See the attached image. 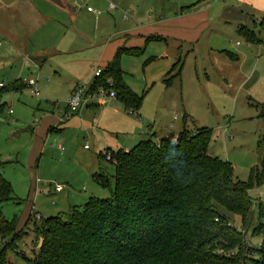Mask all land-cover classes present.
Returning <instances> with one entry per match:
<instances>
[{
  "label": "rangeland",
  "instance_id": "rangeland-1",
  "mask_svg": "<svg viewBox=\"0 0 264 264\" xmlns=\"http://www.w3.org/2000/svg\"><path fill=\"white\" fill-rule=\"evenodd\" d=\"M9 1L20 6L17 14L21 27L15 25L18 32L27 33L26 51L33 56L35 51H44L46 57L39 67L27 54L26 65L17 44L22 43L17 38L6 40L0 35V84L9 86L15 79L40 78L38 97L27 87L0 93V151L1 156L5 155L1 159L15 161L3 169L11 176L7 178L19 198L17 202L3 203L2 210L6 219L15 217L18 228L26 232L17 241L24 257H33L40 244L35 240L33 221L27 223L30 214L32 220L39 222L33 213L38 212L42 217L50 211L63 214L70 207L84 203L83 198L90 194L100 198L109 195L108 187L82 173L86 163L94 164L98 150H104L101 172L106 174L110 186L113 185V168L107 159L110 150L131 148L152 132L157 139L177 134L184 127L212 129L208 153L229 161L233 179L237 180H247L253 167L264 157V118L260 106L264 103V25L259 26L264 0H194L197 4L206 2L204 10L207 6L215 20L204 24V10L194 15L197 17L194 21L199 22L189 26L190 33L186 36L191 39L163 35L162 39H147L140 45L142 52L138 55L121 56L123 80L142 96L136 111L127 110L113 98L101 111L89 106L66 118H62L63 108L74 85L91 84L94 70L102 69L98 57L103 51L102 35L98 30L100 17L107 13L95 19L87 6L94 10L105 8L94 2L97 0H81L84 5L79 6L74 20L64 12L58 13L56 20L40 25L22 6L24 3L31 6L33 0H0L5 3L1 7ZM165 2L170 6L176 0ZM155 6L159 9L158 0H133L132 4L145 18L143 22ZM7 11L3 10L2 14ZM223 13L226 15L217 18ZM239 16L243 18L238 19ZM252 17H256L255 23ZM239 23L255 30L257 43H250L238 34ZM8 29L15 27L9 25ZM76 30L96 36L95 46H90L89 37H82L83 44L70 49L63 33L76 34ZM84 45L87 46L82 49ZM44 115L62 118L57 125L59 129L45 131ZM37 129L40 132L35 136ZM34 144L36 148L40 146L36 153L29 151ZM85 145L89 150L84 149ZM59 182L71 191L66 207L56 197L48 196L53 193L49 188L53 189ZM249 195L252 219L246 226L242 227L238 214L228 215L245 232L247 243L259 247L261 235H252L251 228L259 221L264 222V182L251 188ZM3 244L0 240V248ZM5 252L9 264H25L22 255L17 256L9 249Z\"/></svg>",
  "mask_w": 264,
  "mask_h": 264
},
{
  "label": "trees",
  "instance_id": "trees-1",
  "mask_svg": "<svg viewBox=\"0 0 264 264\" xmlns=\"http://www.w3.org/2000/svg\"><path fill=\"white\" fill-rule=\"evenodd\" d=\"M263 25L264 15L259 20ZM237 31L250 43L258 42L255 30L240 24ZM141 52L139 47L117 48L90 88L112 90L127 110L136 111L142 96L123 80L120 59ZM24 88L15 79L1 85L0 93ZM260 106L264 118V103ZM154 135L130 149L110 150L113 185L101 169L93 174L108 187L107 197L90 196L64 215L35 218L39 222L30 214L27 223L33 221L35 240L40 241L30 258L17 248L24 228H18L15 217L3 215L2 204L19 198L0 172V264H9L7 249L22 255L25 264H264V222L251 228L252 235H261L260 246L253 247L228 215L238 214L242 227L251 221L249 190L264 182V157L242 181L233 179L229 161L208 153L212 129L184 127L177 134ZM101 156L99 152L102 161ZM12 162L0 156V166Z\"/></svg>",
  "mask_w": 264,
  "mask_h": 264
},
{
  "label": "crops",
  "instance_id": "crops-1",
  "mask_svg": "<svg viewBox=\"0 0 264 264\" xmlns=\"http://www.w3.org/2000/svg\"><path fill=\"white\" fill-rule=\"evenodd\" d=\"M210 1H214V0H210ZM94 2L97 4H102L103 8H105L103 10L93 9L92 11L87 9L88 11H91L94 13L95 19H98L100 14L107 13L106 14L107 16L103 14L99 19L101 26L99 27L98 33L102 35V45H103L102 50L103 51L98 57L102 61L100 64L102 68L105 67L106 64L114 57L117 51V48L119 47H124V48L140 47V45L142 43H145L147 39H154V38L162 39L163 35H166L168 37L172 36L173 38H176V39H191V38H187L186 36L188 33H190L189 26L196 22H199V21H194L195 19H197V17L194 15H196L199 12H202L204 10L203 5L206 3V2H203V3L197 4V2H195L194 0H176V2L173 3V5L167 6L165 0H158L159 9H157V7L155 6L152 9V11L149 12L148 15L146 16L147 18L146 22H143V19L145 18L142 15H140L139 12L135 8L132 7L133 0H97ZM15 4L16 3H14V1L13 2L9 1L8 3H6L5 7H1V5H5V3H2V2L0 3V35L6 40L17 38V40H19L22 43V44L20 43H17V44H18V48L21 50V52L25 56V60H26L25 64L28 65L29 61H27V57L30 56V59H32V61L35 64L38 62V64L36 65L40 67L41 63L46 60V57L44 55L45 52L35 51L36 55L33 56L32 54H29V52L26 51L27 33L23 30H20L19 32L17 31V28H16L17 26L15 24L20 23L18 21V14H17V11L20 6L15 5ZM110 4H116V7L114 9H110L109 8ZM8 5L13 6V8L16 10L9 8ZM83 5L84 4L81 2V0H33V4L31 6H29L28 3H24V5L22 6L25 8L24 9L25 11L31 14V17L34 20H37L38 22L40 21L39 24L42 25V23L47 24L49 22H52L53 20H56L58 13L61 14L64 12H67L69 14L70 16L69 19L74 20L76 16L78 15L79 6H83ZM202 6L203 8L201 9ZM206 7H205V10L202 12L204 16L203 17L204 24H208L209 22H212L215 20V17L210 15L208 8L206 9ZM3 10H6L8 13L2 14ZM125 14H126V18H123ZM225 15H226L225 13L220 14V16H218L217 18H222ZM242 18L243 16L238 17V19H242ZM255 18L252 17L253 22ZM256 21H258V19H256ZM227 22L232 23L231 21H227ZM240 24H244V23H239V25ZM9 25H13L15 29L14 30L8 29ZM19 26L21 27V24H19ZM76 32H77L76 34L71 33L70 35L63 33L64 39L68 41V45L70 49L72 47H80L83 44L82 37H85V39L86 37H89L90 46L91 47L95 46L94 39L96 36L89 34V32H87L86 34L85 32L81 30H76ZM88 35H91V36H88ZM86 46L85 45L82 46V49H85ZM27 54L28 56H26ZM91 78L93 79V75L91 76ZM39 79L40 78H38V80ZM88 81L90 82L91 79H89ZM78 84L79 83H76L74 87ZM29 92L32 93L30 90ZM111 99L112 98L105 96L94 102L92 101L87 104L85 103L76 112L72 114H76L82 108L88 109L89 106L98 107L96 110L101 111L103 108V105L108 104L109 103L108 101H111ZM63 109H64L65 114L63 115L62 118H66L72 115L70 114L66 116V102H65ZM80 114L81 115L84 114V111L81 110ZM62 118L57 117L55 119H51L49 115H44V125L45 126L43 128L45 129V131H47L48 129L49 130L59 129L57 128V125H59V123L62 122ZM39 132H40V129H37V131L35 132V136ZM39 148L40 146L36 148V145L34 144L33 148L31 146L29 151L36 153V151L38 152ZM84 149L89 150L87 145L84 146ZM123 149H130V148H123ZM102 151L104 150H98L97 152H95L94 164L88 165L86 163L85 166L82 167V173L84 174V176L89 177L91 175L93 177V174L97 170L102 168V164H101L102 161L99 160L97 157L98 153ZM0 156H1V151H0ZM1 157L4 158L5 155ZM12 164H9V165H12ZM6 165L0 166V172L6 178L9 177L11 179V176L8 174L6 169H3ZM9 178L7 179L9 180ZM59 184L62 185L61 190L56 191L54 187L53 189L49 188V191L52 190L53 193H50V195L48 196L56 197L57 200L63 206L66 207L68 205L67 203L72 197L71 191L68 189V186H64L60 182L56 183L55 185H59ZM28 193H30V190ZM90 195L92 196L93 194H90ZM34 197H36L35 194H34ZM88 198L84 197L82 202H85V200H87ZM79 205H82V203H80ZM56 214H59V213H56L55 211H50L49 213H46V216L56 215Z\"/></svg>",
  "mask_w": 264,
  "mask_h": 264
},
{
  "label": "built area",
  "instance_id": "built-area-1",
  "mask_svg": "<svg viewBox=\"0 0 264 264\" xmlns=\"http://www.w3.org/2000/svg\"><path fill=\"white\" fill-rule=\"evenodd\" d=\"M116 7V4H110L109 8L114 9ZM88 10H93L90 6L87 7ZM97 13V12H96ZM123 18H126V14L123 16ZM100 68L95 69L93 72V77L100 75ZM38 77L37 78H25L23 79V83L26 84V87L30 89L32 94L35 96L40 95V91L38 89ZM1 85V84H0ZM109 97V98H115L116 95L112 90L105 89L103 87H97L95 89L90 88V84H78L76 85L72 91L69 94V98L66 101V116L76 112L81 106H83L85 103H90L94 100H99L103 97ZM11 111H9L10 113ZM86 148V147H85ZM107 157L109 158V154H107ZM62 185H55L54 189L56 191L61 190ZM36 219L40 218V215L38 213H33Z\"/></svg>",
  "mask_w": 264,
  "mask_h": 264
}]
</instances>
